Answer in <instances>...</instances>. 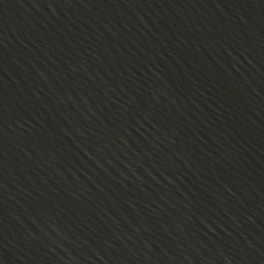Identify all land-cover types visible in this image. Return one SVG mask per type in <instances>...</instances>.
Here are the masks:
<instances>
[{"label": "water", "instance_id": "1", "mask_svg": "<svg viewBox=\"0 0 264 264\" xmlns=\"http://www.w3.org/2000/svg\"><path fill=\"white\" fill-rule=\"evenodd\" d=\"M0 264H264V0H0Z\"/></svg>", "mask_w": 264, "mask_h": 264}]
</instances>
